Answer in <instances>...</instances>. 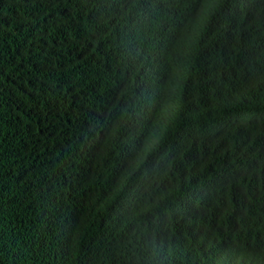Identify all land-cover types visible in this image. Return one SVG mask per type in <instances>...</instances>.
I'll use <instances>...</instances> for the list:
<instances>
[{
    "label": "trees",
    "instance_id": "obj_1",
    "mask_svg": "<svg viewBox=\"0 0 264 264\" xmlns=\"http://www.w3.org/2000/svg\"><path fill=\"white\" fill-rule=\"evenodd\" d=\"M0 264H264V0H0Z\"/></svg>",
    "mask_w": 264,
    "mask_h": 264
}]
</instances>
